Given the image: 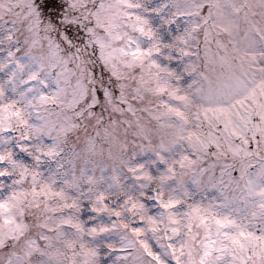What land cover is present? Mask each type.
<instances>
[{
	"label": "snow or ice",
	"instance_id": "snow-or-ice-1",
	"mask_svg": "<svg viewBox=\"0 0 264 264\" xmlns=\"http://www.w3.org/2000/svg\"><path fill=\"white\" fill-rule=\"evenodd\" d=\"M0 264H264V0H0Z\"/></svg>",
	"mask_w": 264,
	"mask_h": 264
}]
</instances>
